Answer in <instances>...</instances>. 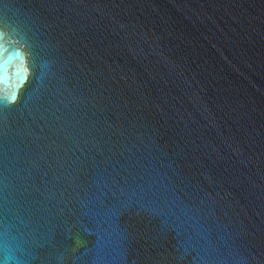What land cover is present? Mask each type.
<instances>
[{
    "label": "water",
    "instance_id": "water-1",
    "mask_svg": "<svg viewBox=\"0 0 264 264\" xmlns=\"http://www.w3.org/2000/svg\"><path fill=\"white\" fill-rule=\"evenodd\" d=\"M0 264H264V0H0Z\"/></svg>",
    "mask_w": 264,
    "mask_h": 264
}]
</instances>
